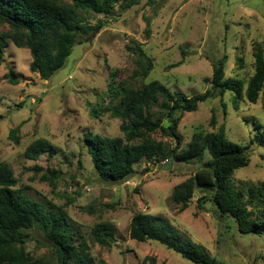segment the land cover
<instances>
[{
	"label": "rangeland",
	"instance_id": "1",
	"mask_svg": "<svg viewBox=\"0 0 264 264\" xmlns=\"http://www.w3.org/2000/svg\"><path fill=\"white\" fill-rule=\"evenodd\" d=\"M114 14L117 19L106 18L108 26L76 45L65 66L49 79L31 70L28 48L8 41L0 65V163L10 164L17 188L31 198L66 209L79 238L75 240L83 236L90 243L95 264L101 260L106 264H151L153 260L155 264H195L158 241L132 239L130 222L137 212L167 220L178 235L199 243L220 262L264 264V234L239 233L235 223L218 218L211 203L200 208L197 194L184 210L173 202L175 186L196 172L199 159L141 162L130 179L113 183L97 176L84 142L89 131L120 135V119L106 114L95 118L91 109L111 81L110 68H118L117 79L131 72L129 47L137 43L154 61L147 81L159 80L187 96L201 93L210 86L213 62L226 56V77L241 79L246 88L255 71V45H264V0H155L152 4L144 0L127 9L117 5ZM97 17L102 16L90 15L89 21L95 24ZM0 28L9 29L7 24ZM11 70L17 84L7 78ZM263 102L264 91L256 103L244 93L236 97L230 91L222 99L201 102L180 121L182 146L195 131L222 130L228 139L247 146L250 158L249 165L233 175L236 187L246 190L260 185L264 182V142L259 141ZM212 112L215 127L210 122ZM19 124L16 142L9 134ZM155 136L165 139L160 133ZM40 137L59 152L54 157L44 153L38 160L28 159L26 147ZM37 167L42 171H36ZM47 168L61 172L54 184L41 179ZM100 222L115 228L112 246L93 242L92 229ZM48 243L34 231L26 249L34 256L51 257Z\"/></svg>",
	"mask_w": 264,
	"mask_h": 264
},
{
	"label": "trees",
	"instance_id": "2",
	"mask_svg": "<svg viewBox=\"0 0 264 264\" xmlns=\"http://www.w3.org/2000/svg\"><path fill=\"white\" fill-rule=\"evenodd\" d=\"M144 0H0V65L5 47L11 41L18 47L28 48L32 61L30 68L42 79L51 78L65 66L73 48L87 42L93 34L108 26L106 18H115L119 5L127 9ZM155 0H145L152 4ZM95 24L90 15H98ZM89 15V16H88ZM121 13L118 14V16ZM255 71L245 88L238 78L226 77L227 57L213 62L210 86L191 96L171 90L159 80H148L154 68L153 59L140 43L129 47L133 53V69L126 77L117 79L118 68H109L110 83L99 93L92 105V116L106 114L121 120L120 135L107 136L87 132L84 142L97 176L107 182L119 183L130 179L141 162L169 158L199 159L196 172L177 184L171 196L174 203L186 209L197 194L200 208L211 203L218 218L235 223L244 235L264 234V182L248 189H238L233 175L250 163L247 146L228 139L222 130L195 131L191 140L182 146L178 128L185 112L196 111L201 102L220 97L230 91L236 97L245 95L256 103L264 91V45L256 43ZM180 63V62H179ZM17 84L13 70L7 74ZM105 89H107L105 91ZM264 107V102H263ZM3 116L0 114V119ZM217 118L212 112L211 125ZM263 127V126H262ZM21 125L11 129L9 136L19 142ZM160 133L163 138L155 135ZM264 142V127L260 132ZM59 148L46 138H37L25 149V157L38 160L42 154L54 157ZM42 171V167L35 168ZM60 170L47 168L42 180L54 184ZM18 179L7 162L0 163V264H95L90 243L74 234L71 218L66 209L52 202H39L17 188ZM246 191V192H245ZM40 232L49 242L52 256H34L26 243ZM93 242L112 246L115 228L100 222L92 229ZM130 236L140 242L158 241L195 264H225L212 257L203 246L184 239L171 224L158 215L137 212L130 222ZM79 239V238H78ZM146 262V259L143 260ZM101 264H106L101 260ZM151 264H155V261Z\"/></svg>",
	"mask_w": 264,
	"mask_h": 264
}]
</instances>
